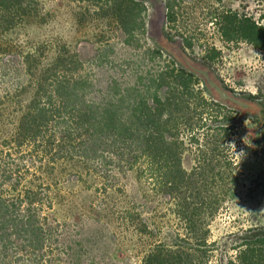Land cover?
<instances>
[{"label": "rangeland", "instance_id": "rangeland-1", "mask_svg": "<svg viewBox=\"0 0 264 264\" xmlns=\"http://www.w3.org/2000/svg\"><path fill=\"white\" fill-rule=\"evenodd\" d=\"M7 6L0 220L32 219L43 240L32 247L9 228L0 264H146L157 252L178 264H238L248 243L263 245L264 48L237 26L244 18L263 26L264 0ZM74 82L76 95L60 100L59 85ZM121 97L126 123L132 101L162 107L160 130L180 161L173 178L182 169L185 188L164 183L168 170L143 145L129 148L79 123L87 106L96 119ZM179 204L195 214L191 227Z\"/></svg>", "mask_w": 264, "mask_h": 264}, {"label": "trees", "instance_id": "trees-1", "mask_svg": "<svg viewBox=\"0 0 264 264\" xmlns=\"http://www.w3.org/2000/svg\"><path fill=\"white\" fill-rule=\"evenodd\" d=\"M11 1L14 0H0V4L8 7L7 4H9ZM240 20V25L237 26L240 32L239 36L243 40H246L255 46L264 48V25H257L254 21H251L247 18ZM221 32L225 38H228L227 29H222ZM261 37L262 41L260 42ZM70 84L63 86L59 85L62 87V89H60L58 92L60 100H64L65 96H67V100H69L70 94L76 95V93H74V87L77 85V82H74V84H72L73 86H69ZM64 87H66V91L64 90ZM123 100L124 99L121 97L117 105L105 107L98 113L99 116L96 119L94 115L96 111H91L89 106H87L86 111L82 113L79 112L78 121L81 125L85 124L84 122H87L86 124L88 126H93V128L96 129V132H100V134H105L109 137L113 135L115 138L113 141H120L121 143L126 144L129 148H132L133 143H135L137 147L143 145V152L148 154L147 156L153 162H158L161 160L162 167L168 170L167 173L164 174V183H169L170 186H181L185 188L186 183L188 182L182 180L183 177H185L184 175H186L182 169V176H180V179L173 178L176 173L179 172L180 161L174 152L176 146L168 141L160 130L162 123H158V118L162 113L160 109L162 107L159 106L152 109L151 106L147 105L143 98L139 99L136 103L132 101L131 106L128 105V108L131 112L127 118L130 121L129 123H126L125 119L121 116V112L119 111L122 108L121 102ZM63 106L65 108L66 104ZM155 108L157 110L156 112ZM38 115L43 119L46 118L43 109L38 110ZM2 203L3 201L0 200V206H3L1 205ZM181 205H178V211L180 212L179 214L182 218L188 220V226L191 227L195 214L192 213V211L189 213L190 211H188V208L181 207ZM3 207H5V211L7 209L6 205ZM185 207H187V205H185ZM12 218L13 217H10L9 219L2 218L0 220V239H3L4 236L8 235V233H11L8 231V229L11 228V231L14 234H25L27 239H29V245L32 247H37L40 242H42L43 233L41 228L34 224V220L29 219L26 221V223L21 222L24 224L23 226H18V220L16 218ZM259 242H261L263 245L255 247V245L248 243L247 246H245L240 251L238 255V264H264V238L260 239ZM174 259H176V257L171 256L168 253H165L164 255H161L158 252L151 253L146 258V264H178L179 262L173 261Z\"/></svg>", "mask_w": 264, "mask_h": 264}]
</instances>
